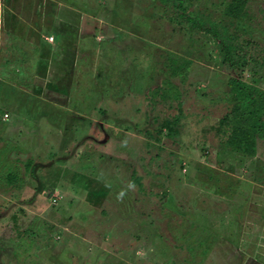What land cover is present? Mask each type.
Listing matches in <instances>:
<instances>
[{
	"label": "rangeland",
	"instance_id": "374dc122",
	"mask_svg": "<svg viewBox=\"0 0 264 264\" xmlns=\"http://www.w3.org/2000/svg\"><path fill=\"white\" fill-rule=\"evenodd\" d=\"M197 2L189 11L231 32L240 24L264 45V0H248L241 21L223 14L229 0ZM176 16L159 0H0V264H264L257 159L242 163L215 130L232 71L211 37ZM169 55L191 61L187 80L171 82L182 103L153 109L150 92L166 85ZM127 71L153 81L142 94L105 87L112 98L78 113L102 94L105 74ZM179 107L180 133L156 140L159 123ZM15 167L22 183L8 186L2 178ZM15 221L41 231L29 252ZM203 226L211 232L206 251L193 241Z\"/></svg>",
	"mask_w": 264,
	"mask_h": 264
},
{
	"label": "trees",
	"instance_id": "16d2710c",
	"mask_svg": "<svg viewBox=\"0 0 264 264\" xmlns=\"http://www.w3.org/2000/svg\"><path fill=\"white\" fill-rule=\"evenodd\" d=\"M159 1L162 5H167L169 8H171V10H174L175 13H177L176 19L178 20L179 24L184 22L183 26L190 28L193 31L197 30L199 32H204L215 41L217 51L216 53L221 60L220 63L232 71L226 85L227 90L225 101L228 104V108L225 114L220 118L218 127H216L215 130L219 133L226 134L224 146L229 150L230 153L239 156L242 163L245 159H257L255 161L256 171H253L252 174L255 176L256 182L258 181V183H264V87L262 86V81L264 79V45H261L256 38L253 39L251 36L246 37L244 34H242L244 32H242V26H240V24H238V26H236L231 32L226 24L215 23L207 19L205 20L203 15H200L199 12H195L194 10L189 11V7L196 6L198 0ZM247 1L248 0H229V2L225 3L223 14L230 19H234L235 21H241L245 16ZM122 36L124 35L119 33V39H121ZM113 46L117 45L113 44ZM38 50L39 48H37L36 52ZM114 51L115 52H112L111 55L116 57L119 51ZM119 54L125 55L126 60L123 62V64H125L129 58V50H121ZM189 64H191V61L186 58L179 59L176 56L171 55L167 57L166 73L168 77L166 79L168 83L166 82L164 83L166 85L162 84L157 86L150 92V104L151 106H154L153 109H155V105H157L161 100H180L182 91L180 90L179 86L172 84L171 82L173 79H180V82L184 83L187 80V75L189 74ZM150 69H153V66L150 67ZM112 75H104V84L103 88L101 89L102 94L92 97L93 101L88 103L89 108L83 111L84 108L80 110V107L78 108L75 103L71 104V106L75 109H79L77 110L78 113H87L90 109V106H93L102 98H112L109 93L106 94L110 86L112 88H114V85H117L118 87L121 86L123 92L122 95L136 92L142 94L145 92L149 81L151 83L153 81V79H151V75L149 76L151 78H148L147 73L140 74L138 72L127 71L121 72L118 76L115 75V73L113 76ZM181 103L182 102L179 101L178 104L181 105ZM180 107V114L175 115L172 118H166L161 123H159L158 129L156 131V140L159 141L160 136L163 135L164 132H166L167 137H171L172 135H177L180 133L182 120V109H180ZM28 108L30 110V107ZM19 109H21L23 113H26L29 118L30 114L27 107L22 105ZM118 127L119 126L114 128L113 131L117 132ZM117 135L120 136L121 133L117 132ZM33 163L34 161L31 159L26 161L25 170L31 172L30 170ZM75 167L78 170L88 171L85 170L81 165H75ZM90 168L92 170V165ZM91 175L93 174L91 173ZM133 176L134 174L131 177ZM140 180V176H134L133 181H137L139 185L141 184ZM2 181H4L8 186H14L16 184L22 183V179L20 177V168L15 167V169L9 171L3 176ZM198 181L201 183V179H198ZM204 183L206 182L204 181ZM248 184L251 185L250 183ZM117 186L118 185H116V187ZM116 191L120 192L121 189L117 187ZM245 191L248 192L249 190L245 188L244 192ZM137 193L139 195L141 194L142 196H145L142 191ZM162 195L166 196L165 192H162ZM62 198L63 196L60 195L58 198L55 197L54 200L57 203L60 202ZM133 202L135 203V201ZM129 205L130 202L124 203L121 201L120 206L128 208ZM261 217L264 218V214H262ZM14 223V226H16L15 229L19 231L17 237L20 241L19 244L22 248V252L31 251V248L36 244L35 239H37V237L35 238V235L37 232L39 233L41 231L38 228L36 231H33L29 229L28 226L24 227V229H20L21 227L19 223L17 221ZM198 230H204L205 236H194L193 241H199L198 245L203 247L206 251L208 249V243H210L209 240L211 232L209 231V226L200 227ZM241 231L238 230L237 234H239ZM27 238H29V241H26ZM189 247L193 248L191 245ZM57 254L60 253L57 252ZM135 255L136 252H132L130 254L128 253L127 258H133ZM58 256L59 260H61L60 256L62 255L60 254Z\"/></svg>",
	"mask_w": 264,
	"mask_h": 264
},
{
	"label": "built area",
	"instance_id": "2783aa9c",
	"mask_svg": "<svg viewBox=\"0 0 264 264\" xmlns=\"http://www.w3.org/2000/svg\"><path fill=\"white\" fill-rule=\"evenodd\" d=\"M53 201H55V200L53 199Z\"/></svg>",
	"mask_w": 264,
	"mask_h": 264
}]
</instances>
